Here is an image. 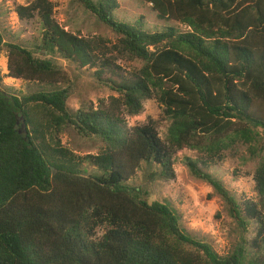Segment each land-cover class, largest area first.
<instances>
[{
    "label": "trees",
    "instance_id": "16d2710c",
    "mask_svg": "<svg viewBox=\"0 0 264 264\" xmlns=\"http://www.w3.org/2000/svg\"><path fill=\"white\" fill-rule=\"evenodd\" d=\"M76 1L118 35V53L142 62L131 77L109 80L126 113L139 114L154 97L167 132L161 139L152 122L127 128L98 107L72 112L77 85L58 86L64 61L78 67L70 70L97 67L101 79L111 60L92 38L61 28L50 0L19 6L20 19L38 16L42 37L31 49L0 31L7 76L52 88L22 94L0 84V264H264V0H142L189 28L153 32L116 20L118 0ZM67 128L105 148L76 154L61 141ZM239 146L258 159L255 199L205 169ZM182 149L199 154L185 157L190 173L213 187L241 229L225 255L187 230L169 202L150 201L143 186L128 183L143 162L158 167L149 179L174 178L173 155ZM86 162L101 173L84 175Z\"/></svg>",
    "mask_w": 264,
    "mask_h": 264
},
{
    "label": "rangeland",
    "instance_id": "374dc122",
    "mask_svg": "<svg viewBox=\"0 0 264 264\" xmlns=\"http://www.w3.org/2000/svg\"><path fill=\"white\" fill-rule=\"evenodd\" d=\"M32 1L34 0H0V31H3L5 37L34 49V44L42 37L43 27L40 19L37 15L29 19H20L16 12L19 6H27ZM50 1L54 5L53 18L61 28L79 37L92 38L98 45V54L111 60L109 61L110 68L105 70L101 79L93 76L97 67L70 70L78 67L64 61L67 75L65 74V78L58 83V86L71 89L72 82L77 85L75 91L74 87L71 90V96L68 99L69 109L73 112L77 109L98 107L123 118L127 128L152 122L161 139H164L169 121L163 114L162 106L154 97L144 102L143 110L139 114L129 116L120 98L109 86V80L119 82L121 77H131L133 72L142 66V62L130 60L127 56L118 53L114 48L118 35L101 24L76 0ZM118 3V9L113 12L116 20L131 24L139 22L143 29L151 32L163 30L165 27H174L179 30L189 29L174 20L159 18L151 5L142 0H118ZM7 38H5L6 41H9ZM74 73L80 74L81 78L73 79L72 74ZM7 74L8 51L0 48V84L3 88L22 94L41 88H52L37 82L8 77ZM60 138L64 145L82 156L97 154L105 148V143L99 137H84L70 128H67ZM248 155L246 147L239 146L236 150L227 152L223 160L205 169L220 180L225 189L237 196L255 199L253 173L258 159L249 160ZM198 156L196 151L189 149L176 151L173 155L175 177L168 180H161L157 177L149 179L148 176L152 171H157L158 167L150 162H143L128 183L143 186L148 192L150 201L169 202L180 215L181 224L187 230L205 237L219 254L225 255L241 240L239 232L241 229H238L226 210L223 200L215 193L213 187L207 181L196 178L190 173L185 164V157L195 159ZM82 172L84 175L101 173L87 162ZM103 231L104 228H98L96 235L100 236Z\"/></svg>",
    "mask_w": 264,
    "mask_h": 264
}]
</instances>
